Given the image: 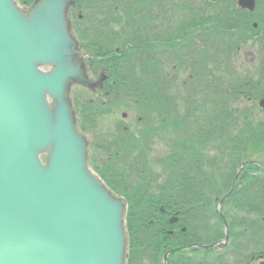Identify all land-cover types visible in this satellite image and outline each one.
Masks as SVG:
<instances>
[{
	"label": "trees",
	"instance_id": "16d2710c",
	"mask_svg": "<svg viewBox=\"0 0 264 264\" xmlns=\"http://www.w3.org/2000/svg\"><path fill=\"white\" fill-rule=\"evenodd\" d=\"M76 1L85 19H90L91 26L82 29V40L88 45L89 53L97 57V60L102 59L101 63L111 72L115 71L116 74L110 73L109 82H115L120 93L131 95L133 104L144 110L142 123L145 127H140L141 140L134 137V133H123V136L115 138L106 145L107 148H104L109 154L107 161L97 165V168L94 166L107 186L126 200L125 264H131V261L134 264L131 254L143 252L148 237L144 231L146 227H150L147 224L151 221L167 224L169 216H173L177 210L182 212V207L188 206L189 202H186L188 197L183 195L185 201L179 204L176 192L188 191L190 181L186 168L189 165L183 163L188 161L185 157L182 158L181 175L177 174L178 165L174 160L167 164L165 162L163 173L155 172L152 175L149 172L151 161L148 160V153L155 142L147 144V133L157 135L156 128L160 125L151 126L153 128L149 130L148 126L156 114L159 113L154 119L159 120L161 124L166 122V115H161V101L157 100L156 94L152 91L153 85L147 82L146 76L139 79L137 73V76L134 75L136 79H133L126 71L131 69L132 63L134 64L132 67L136 66L138 71L154 60L158 70L161 64L159 58L164 47L168 59L172 61V65L168 67L172 69L173 77L177 79L180 73L182 78L186 79L184 74H188V68L190 70L181 87L189 85L192 75L195 77L191 85L196 92V100H187L186 104L194 103L196 111H201L212 103L211 112L202 110L201 113L206 112V117L211 118L207 125L214 127V142H219L213 159L223 157L229 159L226 180L230 182L239 165L245 161L255 160L264 166V114L257 105L258 100L264 97V3L258 0L256 10L248 13L236 9L235 5L231 4L233 0L227 3L226 0H217L215 3L203 0L200 6L193 2L195 0ZM94 19H97L96 23ZM158 20L160 23L164 21L165 35L157 34ZM112 23L119 27L116 31ZM170 23L175 26H171ZM253 23L257 24V29L253 28ZM209 24L210 27L207 26ZM172 29H176L175 34L169 32ZM201 29L212 31L197 39L191 38V32ZM251 32L256 33L258 39H254L255 35ZM188 37L191 38L189 41L191 40L192 48L188 45ZM225 37L228 38V43ZM250 42L253 46L259 44L257 47L259 65L254 71L246 70L245 73L239 68L237 55L242 45ZM164 52L163 50L165 55ZM101 63L97 61V64ZM176 65L179 67L178 70ZM153 69L155 67L150 65L147 71ZM146 86H149L148 98L144 97ZM200 94L209 96L203 101ZM169 101L168 93L165 92L164 103L169 106ZM187 109L189 111V107ZM167 148L170 150L168 156L174 157V148L170 145ZM252 169L257 168L245 166L241 173L246 184L251 182L247 176ZM259 170L263 172L262 168ZM161 174L165 178L159 183ZM212 188H216L215 183ZM259 189L264 193V180L261 181ZM165 191L169 192L168 196L164 194ZM160 205L169 208L165 214L159 213ZM212 214H208L209 218ZM180 215L189 216L190 213ZM260 216L264 218V204ZM212 225L217 227L220 223L212 221ZM259 231L264 240V219L261 221Z\"/></svg>",
	"mask_w": 264,
	"mask_h": 264
},
{
	"label": "water",
	"instance_id": "95a60500",
	"mask_svg": "<svg viewBox=\"0 0 264 264\" xmlns=\"http://www.w3.org/2000/svg\"><path fill=\"white\" fill-rule=\"evenodd\" d=\"M69 2L38 0L26 14L0 0V264L124 262L125 203L88 168L68 100L73 84H86Z\"/></svg>",
	"mask_w": 264,
	"mask_h": 264
},
{
	"label": "flooded vegetation",
	"instance_id": "af4514ba",
	"mask_svg": "<svg viewBox=\"0 0 264 264\" xmlns=\"http://www.w3.org/2000/svg\"><path fill=\"white\" fill-rule=\"evenodd\" d=\"M75 12L77 11L73 6L69 13L70 16H72L71 23L74 31L79 28L82 29L87 25V23H79L77 20L75 21ZM77 14V19L81 20L80 14ZM162 23L164 24V21H162ZM162 23L158 24L159 35L166 34L165 24L163 26ZM170 25L175 26L173 23H170ZM77 26L79 27L77 28ZM169 32L175 34L176 29H172ZM163 50L165 51L164 47ZM81 55L83 58L88 56L84 51ZM162 62L165 64L164 61H161V64H159V78L154 75L150 77L146 75V78L148 83L156 82L158 84L159 93L156 97L159 101H161V108L164 116L169 114L172 109L169 110V108H167L168 106L164 103L165 94L163 91L165 89L163 88L166 87V89L169 88L168 90H170L173 84L174 87L171 90L174 88L176 90L181 87V84L178 81L181 78V74L178 73L177 75L175 73L178 80L172 75H170L166 80V75H162L160 72L161 68H163L162 66H164L162 65ZM88 68L90 69L92 75H95L97 80V64L89 62ZM110 73L116 74L114 70L112 72L110 71ZM159 82H161L160 85ZM115 84V82L106 83L102 92V98L107 99L103 102V104H106L107 110L110 109L111 111H113L117 106L122 107V102L132 100L131 95L120 93ZM160 86L162 88H160ZM183 93L182 89V94ZM148 96V93L144 95L145 98H148ZM187 97H191V93L188 94ZM178 98L180 100L185 99L182 95L178 96ZM119 99L120 101H118ZM132 105L133 102L127 103V106L129 107H132ZM176 107L177 108L174 109L175 111L172 112L175 115L176 113L178 114L179 123L182 124V122L185 121L183 118L188 119L187 113H184V115L183 111L180 110V107L183 109L182 103L179 102L176 104ZM166 108L168 111L165 110ZM189 112H191V110H189ZM94 116L96 124L97 100L94 101ZM200 121H202V119ZM89 127V125H86L87 129ZM201 127L202 130H205L207 133L205 131H199L194 136L189 135L188 138H183L185 136L181 133L178 135L175 134L176 140H178V145L177 147L174 144L172 145L175 150V154L173 155L176 158L178 165L177 174H182V158L185 157L188 160L183 163H187L189 165L186 166V168L189 171L190 189H188V191L178 190L176 192L178 196L177 202L179 204H183V201H185L183 199V195L188 197V200H186V202H189L188 206H183L181 209L182 212L180 210L174 212L175 214L173 216L177 218V221L173 224L169 222L171 216H169L167 224L152 221L150 224H147L150 225V227H146V230L144 231V234L148 237L146 245L143 248V252L141 254H131V260L134 259V264H165V253L174 248H178L180 250L168 256L167 264H262V261H264V250L262 249L264 248V244L261 242L260 234L256 232V228L259 226V221H256L254 218L256 225H254L255 230L253 231H251L250 228L248 231L245 227L246 224H243L246 218L249 217L251 219L250 213H257L261 210L262 202L260 199V190L257 189V187L260 186V182L262 181L264 175L254 173L251 174V176H247L254 179L247 185L248 188L240 189L237 191L236 197L230 201L225 200L222 203V206H220L219 202L227 195L228 192L227 191L223 194L221 187L224 188V186H226V183L223 181L226 178V173L228 171L229 159L228 157H223V159H213L214 152L219 147V142L215 143L213 134L209 133L212 129L211 127L204 125H201ZM121 129L124 132H127L129 128L128 126H117L116 128L118 131ZM174 131H176V129H174ZM189 138L193 141L190 140L188 143L187 140ZM186 143L190 146H187ZM95 145V149H97V142ZM169 154L170 150L167 152V156ZM188 155L190 156L187 157ZM94 162L97 164L96 155ZM214 170L216 173H214ZM239 181L240 180H238L237 184ZM213 183H215V189L212 188ZM241 184L244 186L243 183H240L239 185ZM168 193V191L164 192L166 196H168ZM221 207L225 210V213H227L225 218L229 231L228 238L223 246V251H219L218 246L205 249L204 246H212L215 243L222 244L221 241L225 238V228L223 222L221 221L222 232H220V228L218 226H213L212 220L209 219L208 216L209 213L212 214L214 211L220 213L219 209ZM167 209L169 208H167L166 205H160L158 211L161 214H165ZM245 211H248L249 216L245 215ZM182 213H190V215L181 216L180 214ZM169 243H172V245L170 246ZM131 264H133L132 261Z\"/></svg>",
	"mask_w": 264,
	"mask_h": 264
},
{
	"label": "rangeland",
	"instance_id": "374dc122",
	"mask_svg": "<svg viewBox=\"0 0 264 264\" xmlns=\"http://www.w3.org/2000/svg\"><path fill=\"white\" fill-rule=\"evenodd\" d=\"M70 1H72V0H70ZM259 1L264 3V0H259ZM13 2L15 3V6L20 8L21 10H23L25 8L22 5L25 2V0H13ZM193 2L198 3L199 4L198 6H200L203 3V0H195ZM227 2H229V0H226V3ZM231 4L236 5L234 1H232ZM68 6H69V4H68ZM68 6H67V10H66V15H67L66 20H69V22H68L69 31H71L70 30V23H71V19H72L71 17L72 16H70ZM77 12H75V16H74L75 21L78 18ZM147 16L149 17V14ZM71 26H72V23H71ZM207 26L210 27L211 25L209 24ZM72 29H73V27H72ZM254 29H257V27L256 28L254 27ZM255 32H257V31H255ZM251 33H252V35L256 34L253 32H251ZM258 45L253 46L251 44V42L247 43L246 45L244 44V45H242L241 49L238 52V55H237L238 63H239L238 65H239V68L241 70H243L245 73H246V70H250V72L254 71L255 67L257 68V66L259 65V62L257 60V47H258ZM161 57L162 58H159V61H164L165 64H163V62H162V65H164L165 67L161 65L163 68H161L160 72L162 73V75L163 74L166 75V80H167V78L171 75V71H172V69L170 67H168V65H172V61H170V59H168L169 56H168L167 52L165 53L164 57H163V54L161 55ZM88 63L89 62L86 60V61H84L83 66H82L83 68H85L83 75H84L86 84H84V85L83 84H78V85L73 84L71 86V89L69 90V94H68V100L71 101L70 103H71L72 110H73V107L75 105L76 109L78 108L79 113L82 115L83 119H85V117L87 118V115L95 117L94 116V101L97 100V105L99 104L98 102L103 101V99L100 98L103 96L101 95V93L98 90V84H99L98 79L96 80L95 75H92V73L90 72V69L88 68ZM133 65L134 64L132 63V66ZM150 65L152 67H155V69L148 72L147 68ZM132 66H131V69L129 68V70L126 71L127 75L128 76L130 75L129 76L130 78L136 79L134 75L137 76V73L139 75V79H143L146 75H148V77L154 75L155 77L159 78V74H158L159 71L157 70V65H156L155 60L153 62L145 64V68L143 69L141 67L140 69H138V71L136 69V66H135V68H133ZM95 69H96V67H95ZM41 70L47 71L48 68H41ZM189 71L190 70L188 68L187 73H189ZM103 72L104 71L102 70V67L99 68V66H98L97 74L99 76H102L101 73H103ZM182 75H183V72H182ZM188 75L184 74V78H187ZM194 79H195V77H194ZM182 80H184V79L181 76L180 80H178L179 83H182ZM157 81H159V80H157ZM160 83L161 82H159V85H160ZM81 85H83L84 87ZM160 88H162V87L160 86ZM180 88L181 87H179L176 90H175V88L173 90L170 89L171 91H169V92H167L168 89L163 88V89H165L163 91V93L165 94V92H167L168 96L170 98L169 106L167 107V108H169V110L172 109V111H175L174 109L177 108L176 104H178L180 102V99L178 98V96H180V95H182L186 98L188 96V94L191 93V97L188 98V100L192 101V99H195L192 95L194 88L189 87L183 94H182V91L180 90ZM171 98H174V99H171ZM46 101H48L47 104H48L49 108H52L53 107V101L51 100V98L47 97ZM180 103H182V105H183V109H182V107H180V110L183 111V114L188 113L187 112L188 111L187 104L183 101ZM167 108L165 109L166 111H168ZM98 110H100V109L97 108V122H96L97 125L95 124V118L89 120V122H88V125L89 126L92 125V127H89L87 129V133H88V131H92L93 129H94V132H92L90 135L87 134L86 135L87 137L85 136L86 138H84V139H86V141L88 143L87 147H86V153L88 154L89 157H92V155H93L92 145H91L93 142L92 139H94V141L96 140L97 145H98L97 149H95V155L97 158V165H99V164L102 165L103 163H105L107 161V158L109 156V154H107L108 153L107 149L105 150L104 148L106 147V145L113 142L114 139L116 138V136H114V134H111L108 132H111L112 130L114 132L116 125H118L120 123H124L125 125L128 126V128H129L128 131L131 133H134V137H136V138L139 137V140H141V138H140V136H141L140 127H145V125L142 122L138 123V116L141 115L142 111L139 109H135L134 107L122 106V107L118 108V110H116V113H113L110 115H104L103 114L102 118L100 117L102 115V113L98 112ZM172 111L166 115V122H163L161 124L158 122L159 120L157 121L154 119V117H157L159 115V113H158L155 116H153V118L151 119V123H149V126H148V130L153 128L151 126H156L157 124L161 126V127L156 128L157 135H155V134L151 135V134L147 133V139H146L147 144L149 142H155L152 150L149 153H148V150L145 151L149 154L148 160L151 161V163H149L150 164L149 165L150 166L149 172L152 175L155 172H156V174L163 173L165 171L164 166H163L165 164V162H166V164L169 163L171 160H174V163L177 162L175 157H169L170 155L167 156V152L169 151L167 146L170 145L172 147V145L174 144L177 147V145H178V143H177L178 140H176L175 134L178 135L181 133L182 135L185 136L183 138H188L189 135L194 136L199 131H203V132L205 131V130H202L201 125L206 126V122L204 120L200 121L201 116L204 115L203 113L196 112V111L189 112L187 114L188 119L183 118V119H185V121L182 122V124H181V123H179L178 114L176 113V115H175ZM122 116H125V117H122ZM161 118H160V121H161ZM263 118H264V116H263ZM79 120L81 122L83 121L81 119H79ZM208 127H210V126H208ZM174 129H176V131H174ZM213 131H214V129H211V131L209 133L213 134ZM115 134L119 137L124 135L123 133H120V131H118ZM190 140L191 139L189 138L187 140V142L189 143ZM191 141H193V140H191ZM188 143H186L187 146H190ZM101 146L103 147L102 149H101ZM48 159H49V151H43L40 153V160L44 166L47 165ZM221 159H223V158H221ZM88 161H89V159H88ZM164 178H165V176L161 174V178L159 180V183L161 181H163ZM123 219H124V214H123ZM262 249L264 250V248H262Z\"/></svg>",
	"mask_w": 264,
	"mask_h": 264
}]
</instances>
